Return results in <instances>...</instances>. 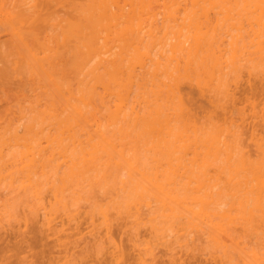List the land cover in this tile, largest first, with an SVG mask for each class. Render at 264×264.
Segmentation results:
<instances>
[{"label": "bare ground", "instance_id": "1", "mask_svg": "<svg viewBox=\"0 0 264 264\" xmlns=\"http://www.w3.org/2000/svg\"><path fill=\"white\" fill-rule=\"evenodd\" d=\"M1 94L0 264H264V0H0Z\"/></svg>", "mask_w": 264, "mask_h": 264}, {"label": "rangeland", "instance_id": "2", "mask_svg": "<svg viewBox=\"0 0 264 264\" xmlns=\"http://www.w3.org/2000/svg\"><path fill=\"white\" fill-rule=\"evenodd\" d=\"M2 93H4V92H2ZM9 93H10V92H9ZM9 93H7V99H6V100L9 99V100H11L12 102H14V101H15V95H16V94L14 93V91H11L10 94H9ZM5 95H6V94H4V98L2 97V94L0 95V97H1L2 99H4V100L1 99L2 103L0 102V106H1V105H4L3 107H0V112H1L2 110H4L3 108H5L6 106H8V105L5 104V101H6V100H5ZM13 95H14V96H13ZM9 96H11V97H9ZM5 105H6V106H5ZM15 241H16V240H15ZM29 242L33 244V242H32L31 240H30ZM29 242H28V243H29ZM28 243H27V244H28ZM35 247H36V246H35ZM36 248H37V247H36ZM36 248H35V249H36ZM35 249H34V250H35ZM39 250H40V249H39ZM35 252H36V250H35ZM37 252H39V251H38V248H37ZM44 255L46 256V253H45ZM45 260H46V259H44L43 261H45ZM40 261H41V260H40ZM36 263L38 264V262H36ZM44 263L46 264L47 262H43L42 264H44ZM39 264H41V263H39Z\"/></svg>", "mask_w": 264, "mask_h": 264}]
</instances>
